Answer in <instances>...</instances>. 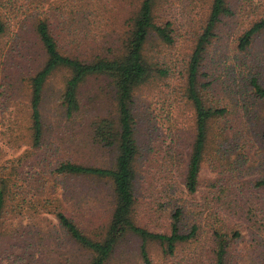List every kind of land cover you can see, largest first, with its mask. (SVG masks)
<instances>
[{
	"label": "rangeland",
	"instance_id": "rangeland-1",
	"mask_svg": "<svg viewBox=\"0 0 264 264\" xmlns=\"http://www.w3.org/2000/svg\"><path fill=\"white\" fill-rule=\"evenodd\" d=\"M2 2L6 4L8 0ZM141 2L20 0L22 22L15 23L14 27L19 37L11 34L0 37V187L2 177L8 179L10 186L0 225V264H26L22 258L29 260L30 254L40 248L49 250L38 253L48 262H59L70 256L72 246L60 232L56 233V240L45 239V243L42 245V241L41 247L38 246L41 235L38 233L58 229L56 216L44 212L46 201L51 198L58 199L54 205L62 204L70 208L71 213L79 212L87 218L94 216L96 229L98 225L107 224L114 207L111 185L107 182L47 174L51 169L49 162L59 159L114 166L116 149L93 142L94 121L116 111L113 85L106 77H90L81 84L82 109L74 118H67L61 112L60 98L70 72L55 71L41 105L48 129L45 144L41 148L31 145L29 78L41 64L33 18L41 11L62 50L86 58L117 47ZM229 2L235 15L225 17L218 25L204 54L200 74V83L207 86L202 91L207 102L226 107L228 113L211 126L201 185L193 197L202 208L204 232L198 242L184 249L210 251L214 245L212 228L219 224L242 232V238L232 240L231 264H264V187L255 186V182L264 177L261 136L264 100L255 95L250 84L251 75H257L264 85V31L255 36L248 48H239V36L253 21L264 16V0ZM211 4L212 0H156L155 20L160 24L171 23L175 41L166 43L156 33L151 34L145 46L146 58L153 68L167 69L169 73L155 71L135 91L137 137L152 148L147 159L139 163L142 174L150 171L146 183L142 179L139 185L141 201L162 183L160 166L175 147L169 145V125L180 126L177 151L184 155H179L172 163L179 172L186 169L194 137V108L191 103L181 101V88L185 84L187 62L198 35L204 31ZM3 7L0 6L1 10ZM17 43H20L19 48ZM28 57L32 61L21 65L14 62H24ZM142 214L137 219L139 223L152 230L164 229L167 219L163 211L147 210L145 220H141ZM84 220L81 219V224L88 229L91 223ZM139 242L135 236L125 238L111 264H143ZM149 250L152 264H174L166 260L158 243H150Z\"/></svg>",
	"mask_w": 264,
	"mask_h": 264
},
{
	"label": "trees",
	"instance_id": "trees-1",
	"mask_svg": "<svg viewBox=\"0 0 264 264\" xmlns=\"http://www.w3.org/2000/svg\"><path fill=\"white\" fill-rule=\"evenodd\" d=\"M9 7L6 11L0 8V37L17 36L15 23L22 19L20 0H8L5 4L0 0V6ZM156 0H142L137 13L131 18L124 36L115 49L109 48L107 53H97L82 58L68 54L62 50L58 37L53 33L50 23L43 17L41 11L33 18L36 46L41 56L39 69L30 76L31 85V145L41 148L45 144L47 125L44 121L41 105L49 79L60 69L70 72L61 94L62 113L67 118H74L82 109L79 91L82 83L90 77H106L111 81L115 95V114L97 118L93 123V142L114 148L117 157L113 167L99 166L71 159H59L50 163L49 176L70 179H89L91 181L107 182L111 185L114 207L106 225H98L93 217L87 218L81 213L72 212L62 204L54 205L57 198L46 201L44 212L52 213L58 220V229L41 231L38 246L47 241L56 240L57 232L67 239L72 246L70 256L59 262L45 261L38 253L47 250L40 248L30 254L29 260L22 258L26 264H111L123 240L129 236L139 239V253L143 264H152L149 250L150 243H158L167 261L174 264H231L229 259L233 239L242 238L241 229L228 230L214 225L212 236L214 245L210 251L195 248L186 251V246L198 242L204 232L203 212L200 205L193 201L194 195L201 185V169L209 142L211 126L216 119L227 115L224 106L208 103L202 92L207 86L200 83L202 62L207 46L216 35V29L225 17L235 15L229 0H212L209 16L203 33L198 35L196 46L187 62L185 84L181 88V98L194 108V137L187 155L186 169L178 171L176 158L179 154V125H169L168 136L171 148L165 164L159 170L160 183L141 201L139 185L150 174L139 167L141 160L147 159L152 148L139 141L137 137V117L134 110L135 91L144 84L155 71L167 75L169 71L163 68H153L145 55V46L152 33H156L166 43H174L171 23H157L154 9ZM26 11V10H25ZM28 15V14H27ZM34 15V14H32ZM29 17V16H28ZM14 20L16 22H14ZM264 31V16L253 21L239 36V48H248L256 35ZM18 48L20 43H17ZM22 47V46H21ZM14 60L17 65L28 63ZM250 84L257 97L264 100V85L257 75H251ZM264 140V131L261 134ZM146 160L145 162H148ZM155 174V173H154ZM157 175V173H156ZM178 178L181 179L180 183ZM151 184L155 185L154 182ZM255 186L264 187V177L255 182ZM7 178H1L0 187V225L5 215L7 199L10 195ZM57 192V189H55ZM49 200V199H48ZM143 206L144 209L140 207ZM139 209V210H138ZM163 211L166 214L164 229L152 230L138 222L139 214L145 220L147 210ZM145 217V218H143ZM88 220H84V219ZM81 219L90 224L88 229L81 224ZM92 219V222L89 220ZM34 239V238H33ZM59 239V238H58ZM36 243V242H35ZM46 245V244H45ZM207 252V253H206ZM48 262V263H47Z\"/></svg>",
	"mask_w": 264,
	"mask_h": 264
}]
</instances>
